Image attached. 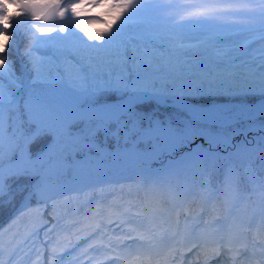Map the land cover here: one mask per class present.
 Here are the masks:
<instances>
[{
    "label": "snow or ice",
    "instance_id": "1",
    "mask_svg": "<svg viewBox=\"0 0 264 264\" xmlns=\"http://www.w3.org/2000/svg\"><path fill=\"white\" fill-rule=\"evenodd\" d=\"M183 7L180 14L162 0H0V206L38 197L55 207L69 174L75 179L109 157L113 165L143 164L202 138L207 148L197 145L185 160L249 157L243 173L229 164L214 187L203 181L199 195L210 206L193 212L189 188L153 181L144 203L96 221L93 233L103 228V247L113 252L146 242L129 264H193L185 259L193 250L196 264L221 256L264 264V177L253 167L259 158L264 170V0ZM88 22L103 27L89 31ZM186 25L212 31L192 38ZM21 30L30 38L23 78L6 55ZM153 100L175 111L164 119L144 111ZM100 133L116 141L114 152L101 147ZM216 149L234 151L220 157ZM68 250L51 248L49 264Z\"/></svg>",
    "mask_w": 264,
    "mask_h": 264
},
{
    "label": "trees",
    "instance_id": "2",
    "mask_svg": "<svg viewBox=\"0 0 264 264\" xmlns=\"http://www.w3.org/2000/svg\"><path fill=\"white\" fill-rule=\"evenodd\" d=\"M185 1L188 5L193 6L206 2V0ZM216 2L245 4L255 3L256 0H216ZM81 19L87 20V17H81ZM31 23L33 21H29V24ZM58 23L47 26H58ZM158 26L164 27L163 23L158 24ZM85 27L89 31H95L102 28L103 25L88 22L85 23ZM32 31L34 32L35 29H32ZM76 31L87 41V37L83 32L79 29ZM183 31L187 36L196 38L212 31V29L207 25H186ZM52 35H56V33ZM59 35H64V33H59ZM88 42L95 43L94 41ZM29 43L30 38L21 30L14 34V43L10 47V52L6 53L8 58L14 62L17 75L22 78L27 75L24 67L27 58L24 56V50ZM2 83L7 86V78ZM20 94H24L23 90H20ZM216 102L225 103L227 101L225 98L218 97ZM142 109L149 112L155 111L160 119H164L175 111L164 104H157L154 100L145 103ZM254 135H257V133L249 132L248 138L251 139ZM243 139L244 136L242 135L235 137L234 143ZM98 142L108 152H114L116 149V141L109 138L105 142L103 133L99 134ZM43 144L44 142L40 141L31 146L33 155H35L36 149L42 147ZM201 144L207 148L204 140L202 142L197 141L195 145L190 147H177L171 156L166 153L157 160L149 161L148 166L141 165L138 169L129 166L130 170L125 171L136 172L145 176L152 170L158 169L165 177V179L157 182L158 185L165 189L169 184L176 185L180 189L189 188L192 195L189 196L191 203L188 206L193 212L198 211L205 205V201L199 195V189L203 181L210 177L214 187L229 164L234 165L237 170L243 173V165L249 159V157L242 156L234 158L232 161L225 159L210 160L201 156L195 163L184 159L191 149H195L197 145ZM140 147L143 148L144 145H140ZM215 151L220 157H225L228 152L234 151V149H228L227 151L216 149ZM168 158H178L176 160L177 164H174L175 167L164 168L163 162ZM254 163L260 164L259 158H256ZM117 167L118 165L108 170V176L110 177H104L102 181H98L93 186L87 188L81 185L74 186L63 193H59L54 197L55 207L52 206V201H48L46 205V202L38 197L32 198L31 201H22L20 197H17L12 204L5 203L0 206V260L4 264H49L50 259H53L50 255V249L54 247L57 253H61L62 250L67 249L70 244L66 245L71 242V244H76V247L63 252L57 264H83L85 262L83 254L88 248L89 241L94 240V243L97 244L98 240L93 237L87 240H81L80 238L88 236L90 231L96 227V221L102 219L104 223H107L110 219L115 220L116 217L110 213L120 212L128 204L136 205V208H138L140 204L144 203L146 192L151 187L152 182H149L142 189L139 188L134 179L136 173L134 175L131 173L119 174L121 169ZM261 171L264 172V170ZM114 174L120 177L112 178ZM101 175L103 176L102 173ZM20 183H26V181L21 180ZM242 184H247L246 178H242ZM193 195L195 199H193ZM136 208H133V211ZM103 230V228L99 229V231ZM46 241L49 243H45ZM77 241H79L78 244Z\"/></svg>",
    "mask_w": 264,
    "mask_h": 264
},
{
    "label": "rangeland",
    "instance_id": "3",
    "mask_svg": "<svg viewBox=\"0 0 264 264\" xmlns=\"http://www.w3.org/2000/svg\"><path fill=\"white\" fill-rule=\"evenodd\" d=\"M162 2H164V3H167V4H170L171 6H172V8L173 9H175L178 13H182L184 10H186L183 6L184 5H187V4H185L186 2H185V0H162ZM192 145H195V144H190L188 147H190V146H192ZM189 150V149H188ZM111 152V151H110ZM174 152V151H173ZM90 155H92L93 157L95 156V150H93L91 153H90ZM82 157L80 156V157H77V159H81ZM181 158V157H180ZM178 159V158H177ZM176 158H173V159H170V158H168V159H166L164 162H163V165H164V168H168V167H170V164L171 165H173L174 164V162H176V160H177ZM181 161H183V160H181ZM259 165L260 164H258V163H254L253 164V167H254V169L256 170V174H258V176L259 175H264V172H262L261 171V169H260V167H259ZM114 166H117V165H113L112 163H111V159H109V158H107V160L106 161H104L103 163H101V164H98V165H95L91 170H92V172L93 171H98V172H100V173H102L103 174V177H105V178H107V177H110V176H108V174H109V169H112ZM127 167V166H126ZM126 167H124V168H126ZM91 170H88V171H84V172H81V173H79L77 176H76V178L75 179H73L72 178V176H71V174H69V177H68V182L67 183H65V184H63L62 186H61V188L59 189V193H63V192H65L66 190H68V189H70V188H72V187H74V186H80L79 184V182H80V180L83 178V176L85 175V174H89V173H87V172H89V171H91ZM91 173V172H90ZM125 173H131V172H126L125 171ZM136 172H134V173H131L132 175H134ZM117 178V177H119V176H117V175H113L112 176V178ZM136 178V177H135ZM134 178V179H135ZM154 178L156 179V181L157 180H160L161 179V171H159L157 174H155V176H154ZM242 178H246V180H247V177L246 176H242ZM82 184V183H81Z\"/></svg>",
    "mask_w": 264,
    "mask_h": 264
},
{
    "label": "water",
    "instance_id": "4",
    "mask_svg": "<svg viewBox=\"0 0 264 264\" xmlns=\"http://www.w3.org/2000/svg\"><path fill=\"white\" fill-rule=\"evenodd\" d=\"M169 103H170V101H169ZM202 140V139H201ZM83 179L85 180V182L83 183L85 186H89L91 183H94V180L93 179H90L89 177H88V175H85L84 177H83Z\"/></svg>",
    "mask_w": 264,
    "mask_h": 264
}]
</instances>
